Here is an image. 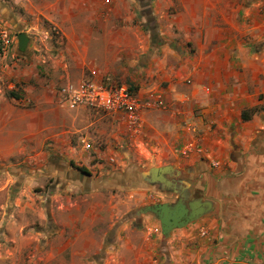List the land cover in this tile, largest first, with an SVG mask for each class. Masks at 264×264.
<instances>
[{
    "label": "crops",
    "instance_id": "crops-1",
    "mask_svg": "<svg viewBox=\"0 0 264 264\" xmlns=\"http://www.w3.org/2000/svg\"><path fill=\"white\" fill-rule=\"evenodd\" d=\"M129 3L0 0L1 15L22 28L18 33L27 32L23 28L44 30L43 23L48 22L58 28L57 40L64 46L58 58L48 54L51 63L41 71L38 65L44 58L28 59L18 53L12 65L15 67L7 70L15 96H6L0 90V101L23 105L22 116L34 126L27 138V156L42 157L44 168H75L71 159L85 160L86 153L84 145L75 144L73 137L88 131L94 122L90 123L87 108L68 110L62 106L59 87L56 91L53 88L63 80L78 81L88 74L96 80L109 74L122 82L129 76L139 83L140 119L132 124L123 111L106 112L104 122L112 127L106 129L107 135L122 144L118 152L125 159L120 161L121 166H101L129 170L123 181L115 175L101 183L120 182L130 192L126 205L131 207L145 199L172 196L179 190L173 181L184 180L187 186L183 184V191L193 194L199 188V196L212 200L213 208L186 226L175 228L174 238L194 239L195 230L206 229L211 233L204 241L206 256L212 260L208 264H264V0H192L193 12L210 14V19L205 15L202 24L192 23L196 50L186 55L173 53L168 46L161 47V55L157 51L148 53V47H155L148 42L150 33L142 21L151 17L146 11L132 12ZM14 5L18 10L12 9ZM171 19L158 28L151 26L150 32L154 36L157 30L161 35L171 34ZM180 61L184 63L178 66ZM50 111L65 123L69 121V126L54 132L59 123L52 121ZM194 141L197 147H188ZM21 152L19 149L15 154ZM58 153L65 159L54 164L51 156ZM10 154L12 151L0 152L2 156ZM200 159L204 160L202 165ZM195 163L201 168L189 171ZM163 165L180 172L152 174L168 185L144 178L142 170ZM182 174L189 175V181ZM69 205L70 210L78 208L77 202ZM74 216L76 213L71 212L61 219L64 227L58 232L57 251L60 264H131L96 259L103 240L95 243L96 232L89 231V224L83 225L82 220H78L79 225ZM137 218L161 231L152 212L137 214ZM119 237L120 231L111 241ZM114 242L107 243L108 251L113 252Z\"/></svg>",
    "mask_w": 264,
    "mask_h": 264
},
{
    "label": "rangeland",
    "instance_id": "rangeland-1",
    "mask_svg": "<svg viewBox=\"0 0 264 264\" xmlns=\"http://www.w3.org/2000/svg\"><path fill=\"white\" fill-rule=\"evenodd\" d=\"M129 6L132 12L137 14L139 10L146 11L151 17L150 20L144 18L142 22H146V30L148 34L150 33L151 40L148 42L152 47L157 48L151 50L148 47L147 52L157 51L160 55L163 46H168L173 53L181 55L194 52L196 45L192 38V23L202 24L205 15L207 20L210 19L208 17L210 14L193 12L192 0H130ZM12 9L18 10L16 5ZM136 16L142 18L141 15ZM7 17L11 18V15ZM170 18L174 21L171 34L161 35L157 30V35L154 36V32H150L151 26L158 28L164 20ZM45 23H43L45 29L40 31L23 28L30 34V40L27 47L20 48L17 35L22 28L10 24L0 13V30L3 28L9 33V43L6 48H1L0 41V90L6 96H12L10 91L15 88L9 85L11 80L7 79V70L15 67L12 65L17 62L18 53L26 55L28 59H32L31 56L44 58L38 65L41 71L51 61L48 54L57 56L64 47L62 42L57 40L60 36L58 28L54 25L50 26L48 22ZM154 37L157 38L153 39ZM179 63L184 62H178V66H181ZM92 75L88 74L85 77ZM124 80L135 91L138 90L137 81L129 76ZM63 82L66 81L59 82L53 89L56 91ZM186 82L189 81L186 79ZM163 84L165 85L166 82ZM60 104L68 110L82 108H71L61 100ZM22 108L21 104H7L0 101V152L12 151L8 156L0 155V264H43L44 261L47 264H60V254L57 252L58 232L64 227L61 219L64 220L71 212L73 215L76 213L74 218L77 217V221L82 220L83 225L89 224V231L96 232L95 243L103 240L102 249L95 254L98 260H124L131 264H208L212 261L206 256L204 241L211 234L206 229L195 230L197 236L194 239L182 237L177 240L173 234L168 239H164L162 231H155L153 224L140 223L136 213L138 207L166 201L170 196L153 200L145 199L143 203H133L134 205L128 207L126 201L130 192L120 182L113 180L110 184H106L105 181L101 183L103 179L115 175H119L120 180L123 181L129 170V168L101 167L102 165L121 166L120 161L125 159L118 152V147L122 144L118 143L117 139L110 140L112 138L107 135L106 129L112 127L111 124L104 122L105 117L108 116L106 111L83 107L91 113L90 123L93 121L94 124H89L88 131L80 132L76 138L73 137V142L80 146H83L84 142L90 143V148L83 149L86 153L85 160L72 158L70 164L75 168H55L53 164L51 168H44L42 157L34 159L27 156V138L34 130V126L32 123H26L31 121L28 118L25 120L22 116ZM50 114L52 121L59 123L54 132L69 126V121L65 123L62 117L54 116L55 112L50 111ZM96 128L99 130L97 131ZM114 130L118 131V128L115 126ZM93 131L94 135H92ZM80 138L85 140L81 141ZM196 145L197 141H194L190 147H197ZM19 149H22V152L15 154ZM64 159L59 153L51 156L54 164ZM202 162L204 160H201L199 165H202ZM196 168L201 166L199 167L197 163L190 165L189 171H195ZM195 190L202 191L199 188ZM70 202H77L76 211L74 208L68 209L71 206ZM111 204L115 207L112 208ZM78 223L80 225L81 222ZM121 226H124L125 230H121ZM158 228L161 229L160 226ZM118 231L121 237L116 242L113 241L115 248L110 252L105 246L107 243H113L112 237ZM48 240L51 241L50 244L46 243ZM188 246L190 249L187 248ZM200 247H203V250H200ZM176 250L179 252L174 254Z\"/></svg>",
    "mask_w": 264,
    "mask_h": 264
},
{
    "label": "built area",
    "instance_id": "built-area-1",
    "mask_svg": "<svg viewBox=\"0 0 264 264\" xmlns=\"http://www.w3.org/2000/svg\"><path fill=\"white\" fill-rule=\"evenodd\" d=\"M0 41L1 48H6L9 33L3 28L0 30ZM58 93L61 102L71 108L89 107L110 113L123 111L132 123L140 119L141 103L135 89L109 74L100 80L83 77L78 81H67L59 86ZM83 144L85 148H90L89 142Z\"/></svg>",
    "mask_w": 264,
    "mask_h": 264
},
{
    "label": "water",
    "instance_id": "water-1",
    "mask_svg": "<svg viewBox=\"0 0 264 264\" xmlns=\"http://www.w3.org/2000/svg\"><path fill=\"white\" fill-rule=\"evenodd\" d=\"M18 45L20 48L27 47L29 43V35L27 32L22 31L18 33ZM156 171L162 172H174L179 174L180 172L171 165L152 166L146 170H142L144 178L151 183H160L166 185V181L161 178L152 177ZM172 182V181H171ZM187 186V183L183 180L173 181V185L178 187V199L175 202L162 201L152 204L144 205L137 210V214L152 212L160 222L161 231L164 239H168L175 228L184 227L188 223L200 218L205 213L209 212L213 208V202L210 199H203L198 196L195 200L187 201L190 196V192L186 189L183 191L182 186ZM168 185V184H167Z\"/></svg>",
    "mask_w": 264,
    "mask_h": 264
},
{
    "label": "flooded vegetation",
    "instance_id": "flooded-vegetation-1",
    "mask_svg": "<svg viewBox=\"0 0 264 264\" xmlns=\"http://www.w3.org/2000/svg\"><path fill=\"white\" fill-rule=\"evenodd\" d=\"M81 173H82V172H81ZM181 177H182L183 179H185L186 181H189V179H190V176H189V175L186 176V175L182 174ZM183 181H184V180H183ZM170 192H173L172 189H171ZM192 193H193V194H190V196L188 197L187 201L197 199V197H198L199 194H200V191H198V190H194ZM177 199H178V193H175V194H173L172 196H170V198H168L166 201H172V202H175Z\"/></svg>",
    "mask_w": 264,
    "mask_h": 264
},
{
    "label": "trees",
    "instance_id": "trees-1",
    "mask_svg": "<svg viewBox=\"0 0 264 264\" xmlns=\"http://www.w3.org/2000/svg\"><path fill=\"white\" fill-rule=\"evenodd\" d=\"M10 95L15 96V94L12 91H10ZM82 171H86V170H82Z\"/></svg>",
    "mask_w": 264,
    "mask_h": 264
}]
</instances>
